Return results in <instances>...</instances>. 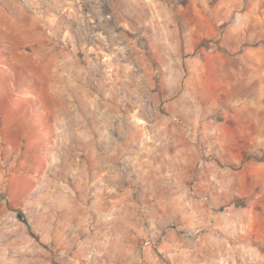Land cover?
Listing matches in <instances>:
<instances>
[{
    "label": "rangeland",
    "instance_id": "rangeland-1",
    "mask_svg": "<svg viewBox=\"0 0 264 264\" xmlns=\"http://www.w3.org/2000/svg\"><path fill=\"white\" fill-rule=\"evenodd\" d=\"M263 157L264 0H0V264H264Z\"/></svg>",
    "mask_w": 264,
    "mask_h": 264
},
{
    "label": "built area",
    "instance_id": "built-area-1",
    "mask_svg": "<svg viewBox=\"0 0 264 264\" xmlns=\"http://www.w3.org/2000/svg\"><path fill=\"white\" fill-rule=\"evenodd\" d=\"M200 232H196V233H194V234H191V235H194V236H196V235H198ZM146 246H152L153 244H152V242H150V241H147L146 243Z\"/></svg>",
    "mask_w": 264,
    "mask_h": 264
},
{
    "label": "trees",
    "instance_id": "trees-1",
    "mask_svg": "<svg viewBox=\"0 0 264 264\" xmlns=\"http://www.w3.org/2000/svg\"><path fill=\"white\" fill-rule=\"evenodd\" d=\"M261 161H264V157H263V158H261Z\"/></svg>",
    "mask_w": 264,
    "mask_h": 264
}]
</instances>
